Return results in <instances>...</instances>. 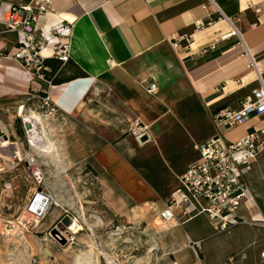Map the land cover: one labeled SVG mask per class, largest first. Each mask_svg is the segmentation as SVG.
Here are the masks:
<instances>
[{
  "label": "crops",
  "instance_id": "crops-1",
  "mask_svg": "<svg viewBox=\"0 0 264 264\" xmlns=\"http://www.w3.org/2000/svg\"><path fill=\"white\" fill-rule=\"evenodd\" d=\"M30 1L0 0V18L4 15L6 5L27 4ZM213 1L52 0V11L37 22L39 33L69 45V60L61 74L63 83L51 84L48 91L50 99L59 109L58 115L78 119L81 132L89 135L87 139L101 142L86 154L85 163L101 178L109 196L112 195L114 199L115 196L119 197V202L132 209L154 204L157 198L166 194V199L175 192L179 187V177L199 160L194 147L216 134L211 131L205 135L200 133L197 138L190 137V128L185 129L178 122H173L189 139L190 155L183 163L174 164L170 160L166 165L156 155L164 149L163 138L168 130L167 126L161 125L166 124L164 116L177 117L178 112L185 116L196 115L208 119L213 128L211 115L217 107L228 103L224 109L239 110L240 104L257 87L258 79L264 80V0ZM207 18L212 19V24L195 31V22L206 23ZM234 31L241 35L242 43L237 36L232 35ZM184 35L191 39L187 44L182 41V50L177 52L171 48L170 42ZM17 39L15 34H4L0 37V47L11 50ZM209 47L212 49L203 60L188 62L189 57ZM167 50L171 52L172 60L156 59L157 54ZM249 56L254 59V66L250 64ZM75 66L85 77L68 79L76 75ZM162 72L168 76L169 88L159 87L154 78ZM153 82L156 84L155 94L164 91L169 96L171 92L174 94L173 99L169 96L161 98L165 108L163 112L159 113V104L152 106L151 113L158 115L152 117V125L156 130L153 128L150 131L148 121L142 125L147 129L144 137L149 139L155 134V147L128 137L124 142H118L121 132H124L120 124L121 109L124 106L135 109L137 103L147 96L143 95L144 89ZM29 88L26 75L12 62L0 59V105L6 108L14 101L25 99ZM20 107L17 109L19 116ZM123 114L128 121L135 116ZM71 126L69 123V129ZM262 127L264 117L252 118L246 124L224 132L223 136L226 141L236 142L252 129ZM8 141L9 147L0 148V152L18 148L16 143L10 142L11 139ZM151 147L149 151H141ZM136 150L146 153L148 162H159L160 169L167 167L174 174L169 192H155L153 187L157 185L146 174H142L141 167H138V163L142 162L135 157ZM90 161L94 162L101 174L91 166ZM245 182L249 196L239 216L260 222L264 220V152L252 164ZM200 219H205L213 232L204 216L189 220L183 226H174L192 224L187 233L201 238L205 232L199 229L197 220ZM230 232H243L246 235L254 232L255 241L244 245L242 249L253 250L249 256L252 264L255 261L258 264L261 249L256 260V244L264 245V228L241 226ZM197 241L203 243L200 239L194 242Z\"/></svg>",
  "mask_w": 264,
  "mask_h": 264
},
{
  "label": "rangeland",
  "instance_id": "rangeland-1",
  "mask_svg": "<svg viewBox=\"0 0 264 264\" xmlns=\"http://www.w3.org/2000/svg\"><path fill=\"white\" fill-rule=\"evenodd\" d=\"M159 57L172 60L169 50L157 54L156 59L159 60ZM165 73H158L154 78L159 87L169 88ZM171 94L169 96L166 91L148 94L145 91L143 95H147L146 98L140 100L135 109L124 106L120 113L124 132H121L118 142H124L128 137L155 147V134L149 139H136L133 131L137 126L144 127L142 125L147 121L150 122V131L155 129L152 117L158 115L152 114L151 108L156 103L160 106L159 113L163 112L165 108L161 98L169 96L173 99L174 94ZM1 105L0 139L7 136L10 142L16 143L21 158L7 160L0 157V169L3 170L0 175V264H90L92 260L97 261L95 264H252L249 255L253 250L242 248L255 241L254 232H248V236L243 232L215 235L206 220L200 219L197 220L199 229L205 232L200 238L187 233L192 224L165 227L159 222L157 214L163 207L166 194L157 198L154 204L133 209L119 202V197L115 196L114 199L112 195L109 196L101 178L85 163L86 154L101 142L88 140L89 135L81 132L78 119H67L61 115L46 117L38 104L26 98L14 101L6 108ZM20 106L40 114L42 121L48 125L47 135L54 148L48 144L47 149L37 154L34 152L18 115ZM123 113L135 116L128 121ZM176 115L164 116L166 124H161L167 126L168 130L163 138L164 149L156 155L165 164L170 160L174 164L183 163L190 155L189 139L174 125L175 121L185 129L190 128V137L216 132L213 123L212 128L204 117L185 116L181 112ZM69 123L72 125L70 129ZM152 147L141 151H149ZM28 151L33 153L43 171V186L59 206H52L41 222L35 220L36 226H20L26 214L28 199L35 188L23 165V157ZM141 151L134 152L135 157L142 162L138 163L141 173L157 185L153 187L155 192H169L174 174L167 167L160 169L159 162H148L146 153ZM90 164L101 174L93 161ZM7 184L10 189L7 186L8 190H5ZM4 228L10 231L9 237L3 235ZM196 239L203 241L200 250L192 248L191 243ZM256 248L257 260L258 250H262L264 245L256 244Z\"/></svg>",
  "mask_w": 264,
  "mask_h": 264
},
{
  "label": "built area",
  "instance_id": "built-area-1",
  "mask_svg": "<svg viewBox=\"0 0 264 264\" xmlns=\"http://www.w3.org/2000/svg\"><path fill=\"white\" fill-rule=\"evenodd\" d=\"M207 1L214 3L213 0ZM51 11L52 0H31L27 4L6 5L4 15L0 18V37L7 33L18 36L11 50L0 47V59L12 62L26 75L30 88L25 97L27 101L38 104L46 117L58 115L59 109L48 95L52 86L46 77L50 68L45 61L56 59L67 63L69 60L68 44L55 41L54 37L37 31L39 19ZM255 12L258 13L259 10L256 9ZM212 22L210 18H207L206 23L195 22V31L207 28ZM232 35L237 36L242 43L238 32L234 31ZM190 39V36L184 35L171 40L170 46L180 52V43L184 41L187 44ZM211 49L212 47L200 50L189 57L188 62L203 60ZM249 58L250 64L254 66V59L251 56ZM257 83V87L240 104L239 110L221 109L211 115L216 134L194 147L199 154V160L179 177L178 189L164 200L163 208L158 212V219L165 227L183 226L189 220L204 216L215 235L228 234L241 226L264 228V220L253 222L239 216V211L249 196L245 176L264 152V127L252 129L236 142L226 141L223 136L224 132L244 125L252 118L264 117V80L259 78ZM145 91L154 94L156 84H149ZM145 129L137 126L133 131L135 138H144ZM16 155L14 154V159L19 160ZM23 165L35 186L28 199L26 211L36 221L41 222L52 207L53 197L43 186V171L32 152L25 153ZM1 173L0 169V175ZM7 186L10 189L9 184L5 185V189ZM201 243L192 242V248L200 250ZM258 264H264V248L260 251Z\"/></svg>",
  "mask_w": 264,
  "mask_h": 264
},
{
  "label": "bare ground",
  "instance_id": "bare-ground-1",
  "mask_svg": "<svg viewBox=\"0 0 264 264\" xmlns=\"http://www.w3.org/2000/svg\"><path fill=\"white\" fill-rule=\"evenodd\" d=\"M19 113H20V118L23 120V124L24 125L30 124L32 126V128L30 130H26V129L25 130H26L28 143H29L30 147L34 150V152L36 153V152H39L41 150L47 149L48 144H51V146L54 148V144L51 142V140L48 138V135H47V131H46L47 127L46 126H48V125L46 122L42 121L40 114L34 110H27L26 108H24V106L20 107ZM48 123H49V121H48ZM9 144L10 143L8 141L0 140V148L6 149L9 146ZM13 149H14L13 151L0 152V157L3 159H7V160H13L14 159L13 155L17 154L16 156L20 160L21 152H20L19 148H16V149L13 148ZM9 152H10V154H9ZM5 190H8V187H6ZM52 206L59 207L57 202L54 199H53ZM25 212H26V214L23 216V221L20 224V226H26L27 224H32V225L36 226L37 222H35V219L30 214L27 213L26 208H25ZM9 233H10V231L5 230V228L3 229V235H6L7 237H9ZM13 235H15V234L13 233ZM95 261L96 260H92V262H90V264H95Z\"/></svg>",
  "mask_w": 264,
  "mask_h": 264
},
{
  "label": "trees",
  "instance_id": "trees-1",
  "mask_svg": "<svg viewBox=\"0 0 264 264\" xmlns=\"http://www.w3.org/2000/svg\"><path fill=\"white\" fill-rule=\"evenodd\" d=\"M46 65L50 68V72L47 73L46 77L48 79V81L52 84V85H57V84H61L63 82V79L61 77V74L64 70V68L66 67L67 63H61L60 61L56 60V59H47L45 61ZM76 67V66H75ZM76 75L71 77V78H68V79H76V78H80V77H85V74L80 71L77 67H76ZM228 103H224L222 105H220L219 107H217L215 111H218V110H221V109H224L226 106H227ZM89 167V166H88ZM90 169V168H88Z\"/></svg>",
  "mask_w": 264,
  "mask_h": 264
},
{
  "label": "water",
  "instance_id": "water-1",
  "mask_svg": "<svg viewBox=\"0 0 264 264\" xmlns=\"http://www.w3.org/2000/svg\"><path fill=\"white\" fill-rule=\"evenodd\" d=\"M23 125H24V124H23ZM24 127H25L26 130H30V129L32 128V126H31L30 124H25ZM2 140H4V141H8L7 136H3V137H2ZM13 156H14V155H13Z\"/></svg>",
  "mask_w": 264,
  "mask_h": 264
}]
</instances>
